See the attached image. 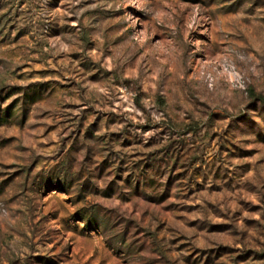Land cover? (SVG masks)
Returning a JSON list of instances; mask_svg holds the SVG:
<instances>
[{"label":"rangeland","instance_id":"1","mask_svg":"<svg viewBox=\"0 0 264 264\" xmlns=\"http://www.w3.org/2000/svg\"><path fill=\"white\" fill-rule=\"evenodd\" d=\"M0 264H264V0H0Z\"/></svg>","mask_w":264,"mask_h":264},{"label":"trees","instance_id":"2","mask_svg":"<svg viewBox=\"0 0 264 264\" xmlns=\"http://www.w3.org/2000/svg\"><path fill=\"white\" fill-rule=\"evenodd\" d=\"M247 91H248V94H249L250 96H253L254 93H253L252 89H248Z\"/></svg>","mask_w":264,"mask_h":264}]
</instances>
